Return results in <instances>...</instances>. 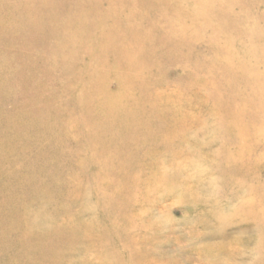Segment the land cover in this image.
<instances>
[{
	"label": "rangeland",
	"instance_id": "374dc122",
	"mask_svg": "<svg viewBox=\"0 0 264 264\" xmlns=\"http://www.w3.org/2000/svg\"><path fill=\"white\" fill-rule=\"evenodd\" d=\"M0 264H264V0H0Z\"/></svg>",
	"mask_w": 264,
	"mask_h": 264
}]
</instances>
